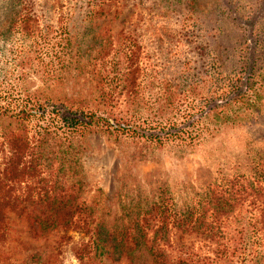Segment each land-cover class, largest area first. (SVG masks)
<instances>
[{
	"label": "rangeland",
	"instance_id": "1",
	"mask_svg": "<svg viewBox=\"0 0 264 264\" xmlns=\"http://www.w3.org/2000/svg\"><path fill=\"white\" fill-rule=\"evenodd\" d=\"M85 1L0 0V105L29 93L54 102L72 99H64L65 104L86 110L95 108L103 95L125 98L129 91L139 104L127 108L147 119L154 112L155 96H173L180 109H191L227 88L238 73L245 76L255 60L252 101L230 104L227 112L237 113V118L221 123L217 133L203 135L190 147L178 142L157 146L143 138L101 131L67 139L58 129L46 133L39 146L40 175L10 182L13 193L41 201H25L22 215L8 214L0 264H154L157 197L165 195L183 208L201 198L207 184L222 178L238 175L248 186L255 181L254 163H264V0H104L110 6L101 15L91 21L74 18L71 54L81 63L72 60L59 73L52 53L58 46L47 48L37 38L39 44L28 49L34 37L20 30L18 22L31 12L26 22L30 29L55 26L60 8L75 13ZM48 60L58 78L46 87ZM246 60L250 64L243 68ZM120 80L123 88L116 84ZM125 108L122 104L111 110ZM34 122L27 134L36 129ZM12 128L9 119L0 121V130ZM52 196L84 207L81 217L100 226L98 241L70 229L66 237L58 228L40 230L32 216L44 204L43 197ZM250 199L234 203L233 210L250 208ZM228 220L226 229H231ZM231 234L228 230L214 239L227 245ZM176 235L171 254L182 249L200 258L210 256L200 264H250L254 256L245 249L264 247L263 237L260 241L251 235L243 252L218 254L216 260L211 252L214 239ZM84 245L88 252L79 259ZM257 264H264V256Z\"/></svg>",
	"mask_w": 264,
	"mask_h": 264
},
{
	"label": "trees",
	"instance_id": "2",
	"mask_svg": "<svg viewBox=\"0 0 264 264\" xmlns=\"http://www.w3.org/2000/svg\"><path fill=\"white\" fill-rule=\"evenodd\" d=\"M108 6H110L109 2L106 3L104 0H88L81 6H77L75 13L74 9L65 13L60 8L55 26L45 25L38 31L30 29L26 24L27 20L31 19V16H28L30 12L20 18L18 26L20 30L22 27L34 37L28 49H34L40 41L36 42L37 38L42 39L41 42L47 48L58 46V49L52 50L53 57L58 61V72H65L73 61L77 64L81 63L80 60H73L74 57L71 54L70 35L71 30L76 28L74 18H77L78 22L91 21L96 14L101 15L106 11L105 7ZM47 54L50 56L51 52ZM255 62L254 60L250 64L246 60L243 68H247L248 64L252 66H249L245 76L240 74L242 72L238 73L227 88L219 91L215 96H208L202 104L191 109H180L177 104L179 99L173 96H155L154 112L152 117L147 119H140L135 111L127 108L135 109L139 104V98L131 95L129 91L124 94L125 98H119L116 94L103 95L95 102V108L86 110L73 104H65V100L72 99L64 98L65 100L60 99L61 102L59 100L54 102L49 98L40 99L29 93L16 94L11 104L0 105V121L9 119L14 127L9 131L0 130V242L9 229L8 214L22 215L26 213L25 201H41V198L34 200L30 195L27 197L23 193L20 196L13 193L10 182L21 183L25 178L40 175L42 166L39 159L43 154L39 146L44 141L46 133L50 134L51 131L58 129V132L67 139L72 134L101 131L143 138L157 146L170 142H178L184 147L194 146L203 135L212 136L217 133L221 123L233 122L237 118V113L228 114L227 108L230 104L244 105L252 101L250 98L253 87L250 81L253 78L252 72L256 70ZM51 64L50 60L46 62L48 67L46 87L58 78L56 68H51ZM122 81L116 83L119 88L124 87ZM122 104L126 107L125 110H111L114 106L119 107ZM33 120L35 121L33 126L36 129L31 134H27L28 125L32 124ZM206 123H212L215 126L208 128ZM254 164L255 181L248 186L243 184L238 175L232 178H222L219 183L207 184L205 191L200 195L201 198L183 208L176 207L173 199L169 201V197H164L165 195L157 197L154 200V264H200L202 260H210L207 254H202L203 258H200L195 253L182 249H177L176 254H171V248L175 242L173 237L177 233L180 235L197 234L203 238L214 239L215 236L220 238L228 230L230 233L232 231L227 245L214 239L216 247L212 248L211 252L216 260L218 254L232 255L236 252H243L242 245L247 239H251V235L261 241L262 237L264 238V163L260 161ZM35 188H31L33 192H36ZM160 192L163 194L165 191L160 190ZM247 196H251L249 201L253 206L248 209L233 210L234 203ZM43 200L44 204L40 205L39 210L36 211L37 214L32 216L40 230L58 228L66 237L70 229L89 235L90 240L98 241L100 226L98 224L94 226L91 221H86L81 217L85 212L80 204H72L63 197L57 196L43 197ZM73 217L81 218L73 219ZM227 220L232 224L231 229H226L229 228ZM125 234H128L129 238L133 237L131 239L133 243L138 242L130 233ZM180 235L176 236L180 237ZM86 247L87 245H84L80 250L79 259L88 252ZM245 251L251 255L253 253L254 258L253 260L250 258V264H257L259 258L264 256V247L258 250L246 248ZM2 253L0 248V255Z\"/></svg>",
	"mask_w": 264,
	"mask_h": 264
}]
</instances>
